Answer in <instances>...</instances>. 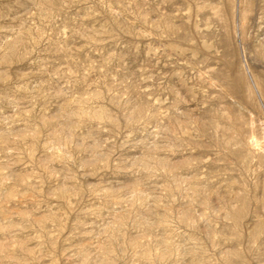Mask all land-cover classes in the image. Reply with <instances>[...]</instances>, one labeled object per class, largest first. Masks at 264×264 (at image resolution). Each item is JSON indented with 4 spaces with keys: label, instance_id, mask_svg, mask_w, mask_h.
Instances as JSON below:
<instances>
[{
    "label": "rangeland",
    "instance_id": "obj_1",
    "mask_svg": "<svg viewBox=\"0 0 264 264\" xmlns=\"http://www.w3.org/2000/svg\"><path fill=\"white\" fill-rule=\"evenodd\" d=\"M0 264H264V0H0Z\"/></svg>",
    "mask_w": 264,
    "mask_h": 264
}]
</instances>
